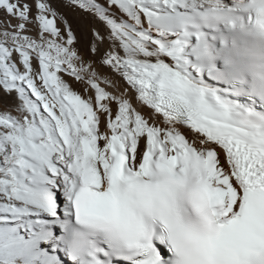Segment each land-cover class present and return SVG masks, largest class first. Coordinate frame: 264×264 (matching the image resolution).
Listing matches in <instances>:
<instances>
[{
    "label": "snow or ice",
    "instance_id": "snow-or-ice-1",
    "mask_svg": "<svg viewBox=\"0 0 264 264\" xmlns=\"http://www.w3.org/2000/svg\"><path fill=\"white\" fill-rule=\"evenodd\" d=\"M184 2L0 0V206L55 215L63 192L106 240L90 264H264V115L237 118L189 79L160 27ZM105 67L138 96L102 87Z\"/></svg>",
    "mask_w": 264,
    "mask_h": 264
},
{
    "label": "bare ground",
    "instance_id": "bare-ground-1",
    "mask_svg": "<svg viewBox=\"0 0 264 264\" xmlns=\"http://www.w3.org/2000/svg\"><path fill=\"white\" fill-rule=\"evenodd\" d=\"M234 0H219V5L229 3ZM55 4H60L63 0H53ZM185 7H193L192 0H185L183 4ZM60 15H64L67 19H72L73 13L71 10L58 9ZM123 15V14H121ZM3 16V12H0V17ZM127 19L126 16H124ZM15 23V21H13ZM145 21V27H146ZM173 37V35L163 34V39L167 42V39ZM121 54L123 50L121 49ZM108 76L109 80L115 81V87L113 84H105L103 78L101 79V86L105 87L109 91H126L132 94V98L137 96L135 90L131 89L123 77L115 73L107 67L101 69ZM74 87H77L74 85ZM94 94V93H93ZM137 101L134 100L133 106L136 107ZM115 107V105H113ZM151 111L148 107L144 106L142 114L144 112ZM13 114L15 109H13ZM185 129L187 126H183ZM106 129V118L102 119L101 130ZM102 143V142H101ZM218 147V146H217ZM33 191H49L47 184L39 181H29L27 184ZM53 195V193H52ZM53 199V197H52ZM29 212L38 213L40 210H33L27 212H14L10 211L3 206H0V264H62L61 260L51 257L50 253L46 249V245L43 242L44 238L37 234V230L33 228V220L26 214Z\"/></svg>",
    "mask_w": 264,
    "mask_h": 264
},
{
    "label": "clouds",
    "instance_id": "clouds-1",
    "mask_svg": "<svg viewBox=\"0 0 264 264\" xmlns=\"http://www.w3.org/2000/svg\"><path fill=\"white\" fill-rule=\"evenodd\" d=\"M214 3H217V0H213ZM238 3L249 9L254 15L252 20V25L248 27L244 25L246 31L254 33L260 37H264V29H262L258 24L257 20L264 19V15H262L257 8V5L253 3V0H238ZM219 6V0L217 3V7ZM218 13L212 12L211 15H217ZM231 26H236V21L229 18L227 21ZM248 51L246 52L248 66L252 72L257 77V83L260 87H264V45H256L254 47H250L248 45L244 46Z\"/></svg>",
    "mask_w": 264,
    "mask_h": 264
}]
</instances>
